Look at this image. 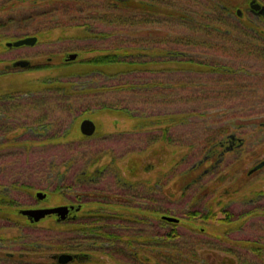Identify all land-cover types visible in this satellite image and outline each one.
I'll return each instance as SVG.
<instances>
[{"label":"trees","instance_id":"16d2710c","mask_svg":"<svg viewBox=\"0 0 264 264\" xmlns=\"http://www.w3.org/2000/svg\"><path fill=\"white\" fill-rule=\"evenodd\" d=\"M207 1L205 9L197 12L189 8L187 10L182 9L174 0H1L0 19L6 18L7 23H15L18 19L22 22L28 21L29 30H31L28 35L38 38L37 45L57 41L75 43L76 51L74 53H77L78 57L76 61H67V53L63 54L58 64L57 61H54L55 53H50L51 56L41 58L39 64L33 66L31 64L28 69H45L51 74L29 89L20 88L13 91L9 90L7 93H0V136L12 129L7 130L10 128L8 126L10 120L8 119L13 118L8 115L10 110L15 108L22 111L29 105L38 119L35 126L28 129V132L32 133L33 131L35 134H40L39 137L42 138L43 134H47V131L55 126L54 133L50 135V140L53 143L55 142L58 146H65L67 139L70 137L75 139L76 136H79L77 141L73 142H77L75 146H81L80 142L90 139V137L82 136L78 129L77 122L81 120L82 115L75 106L80 96L99 90L103 92L131 90L129 92L134 93L158 91L161 88H165L164 90L176 88L177 92L180 87H185L188 84L187 78L181 76L176 80L166 77V74L169 73L173 75L190 73L213 75L215 87L224 86L225 91L230 93V96L238 97L235 92L236 89L241 95L242 91L252 86L247 84L248 82L243 83V79L238 77L239 73L249 71L244 63L242 65L232 63L231 65L195 51H203L206 48L209 51L213 49L224 51V49L230 48L229 50H233L235 53L236 60L243 59L244 56H255L264 62V39L258 36L260 34L264 36V31L253 22L243 20L239 23L235 22L232 15L235 13L236 7L232 3L227 4L228 2L224 0ZM222 6L227 9H223ZM110 9L113 11V14H110L113 16L112 19L106 15L109 14ZM40 16L44 19H40ZM183 22L187 24V31L176 30L172 24L184 25ZM2 23L3 21L0 22V26ZM109 23L113 24L112 31H106V27L102 26V24ZM118 26L124 31V36L128 37L124 44L112 45L110 43L102 48L93 42L79 43L84 39H91L90 41H92L94 37L108 38L105 35L112 36ZM224 26L229 30L224 29ZM142 32H145L146 39L140 38L141 36L138 37ZM131 36H135V38H131ZM4 37L0 34V49L7 50L9 47H6L3 41L11 40L7 36V39ZM83 53L84 56H82ZM73 62L78 63L83 71L72 72L71 74L58 72L55 75L54 71L61 69V66H69ZM10 68L7 65L0 68V75L8 73ZM94 76L100 79L94 85L91 82L87 83V81L82 84L80 81L83 77L90 79ZM105 76L110 78L106 79ZM200 79L201 77H196L195 82H198L196 86L204 85L207 87V84L200 83ZM164 90H161V94L159 93L162 97H165ZM198 90L202 89L197 88ZM217 94L221 95L220 91ZM180 99L184 98L180 97ZM74 110H79V114L73 119L62 118L61 115L67 114V112L72 113ZM98 110L112 113L120 112L125 115L128 113L130 118L136 119L143 125L147 119H153V124H156L153 130L158 132L151 133V142L163 146L160 150L154 147L156 155L168 154L165 152V148L171 149L176 145L177 140L171 131L172 129L191 124L193 122L192 117L202 119L201 125H206L205 129L207 130V135L203 141L196 143L195 141L184 140L182 133L180 135L181 145L179 146H181V150L186 149L187 153L182 155L181 160H173L171 163L173 168L169 172L165 174L162 172L163 170L161 171V175L164 174L165 179L163 185L161 184V176L157 180V187L162 189L175 178L179 179L180 189L185 190V192L197 186L200 190L202 189L200 200H206L207 196V190H204L202 180L205 175L214 173L216 168L221 165L222 162L217 165L220 149L223 148V144L224 146L227 144L229 135L232 133L235 135V130L241 128V121H249L252 127H262L261 130L264 131V121L259 123L260 120L264 119L262 115L245 114L243 118H227L225 116L229 115V109L218 104L202 109L181 108L178 112H171L170 114L138 118L131 115L133 112L130 110L129 101H122L117 105L107 102L99 106ZM224 112L223 115L225 116H222L221 114ZM213 115H221V117L216 121L214 120L212 124H207L204 117ZM19 140L22 139L9 143L0 139V161L1 157H4L1 155L3 148L11 144L21 146L28 142L25 140L22 141L23 143L17 142ZM153 146H148L146 150L148 151ZM71 149L75 150L76 148ZM204 150V157L196 160L195 156ZM240 150L241 148H236V151L233 152H237V156H239L238 151ZM102 155L100 154L97 159L91 160L93 163L88 166L91 167L95 162H98ZM174 155L173 152L171 156L176 158ZM224 159L223 161H225ZM75 160L74 154L66 160L60 157L61 163H68V165ZM164 160L160 159V163H163ZM207 162L212 164L209 168H205L202 174L206 170L207 172L204 175L199 174ZM130 164L136 165V167L139 165L134 160H131ZM181 166H183V170H181ZM107 167L109 166L98 167L92 173L88 171V168H82L77 174L76 180H67L64 184L56 185L52 194L62 195L64 199L68 197L76 201L78 204L72 201L70 205H75V210L78 212L68 217L65 222L49 224L45 238L38 233L30 238L27 234L24 236L21 234L22 238L17 235L9 238L4 232L5 228L24 224L21 218L11 216L17 211L24 217L20 212L23 210V206H21L22 203L19 204L13 199V195L10 196L5 192L0 194V262L4 260L13 262L15 260V257L1 254L6 247L10 246L7 243L12 241L15 244L11 246L20 245L17 249L19 252L27 249L31 252H42L48 249L56 253L86 252L88 254L85 255L93 256L91 264L92 262L106 264V262H100L97 257L102 255L112 261L119 262L118 264H192V261L197 264L200 258L195 246L201 239L196 232L199 226L195 223L198 219L203 221L215 219L218 214L212 206L205 204L203 207L197 206L186 212L178 211L175 213L164 206H146L141 204L142 201L148 199L153 203L162 200L158 196L163 193L164 189L157 191L155 188L156 193L153 191L152 196H145L133 187L137 184L132 183L128 184L126 193L120 191L118 196L106 195L107 189L101 187L97 190L99 193L92 192L89 194L91 191H82L77 194V197H70L69 192H72L75 186L88 190L86 183L101 181L105 177L104 174L109 172ZM136 173L137 168L132 174L137 176ZM91 175L94 179L91 178ZM115 176L116 179L121 177L119 172ZM123 181L122 185L125 184V179ZM147 184L150 185L151 182L149 181ZM174 184L178 185V182ZM21 187L30 192V197L34 195V190L30 185L24 184ZM259 211L264 216V206H256L254 210L239 215L231 211H224L227 214L226 217L219 218V220L229 224L241 217L257 216ZM165 215L177 217L179 221L169 222L164 218ZM189 229L193 234L192 237L197 239L192 246L189 245L188 241ZM262 240L256 238L236 241L245 242L249 250L262 258L264 257V241ZM46 243L48 247L45 249ZM22 258L23 254L18 256L20 261ZM204 259V264H208L206 258ZM52 260L35 264H55ZM263 263L264 260L261 264Z\"/></svg>","mask_w":264,"mask_h":264},{"label":"rangeland","instance_id":"374dc122","mask_svg":"<svg viewBox=\"0 0 264 264\" xmlns=\"http://www.w3.org/2000/svg\"><path fill=\"white\" fill-rule=\"evenodd\" d=\"M224 1L228 2L227 4L232 3V5H235V13L232 15L235 22L239 23L242 20L245 22L251 21V23H255L264 31V19L256 18L253 13L250 12L249 4L251 0ZM258 1L264 4V0ZM174 2L178 3L182 9L187 10L189 8L198 12V10L205 9L208 1L174 0ZM238 10H242L243 12V17H241V19L237 17L236 12ZM108 13L109 14L106 15L110 16L112 19L113 16L110 14H113V11L110 9ZM40 17V19H44V17ZM5 19H0V22L3 21L0 26V34L4 35L5 39L8 38L13 41L17 38H23L31 32V30H29L30 25L28 21L22 22V20L18 19L15 23H7ZM172 24L176 30L187 31V24L184 22V25ZM102 26L106 27V31L113 30V24H102ZM116 28L112 36L109 37L105 35V37L108 38L102 39L94 37L92 41H90L91 39H84L82 42L79 41V43L88 44L93 42V44L102 48L110 43L112 45L124 44L125 39L128 37L124 36V31L120 26ZM225 28L229 30L226 26H224V29ZM135 36H131V38H135ZM258 36L264 39V36L261 34ZM138 37H144L146 39L147 36L145 32H142ZM3 42H5L4 44L6 45L7 42ZM229 49L230 48H226L224 51L213 49L209 51L208 48H206L203 51L196 50L195 52L207 54L209 58H216L231 65L232 63L241 65L244 63V66L247 67L249 71L239 73L238 77L243 79V83L248 82L247 84H251L252 86L242 91L241 95L239 94V90L236 89L235 92L238 97L230 96V93L225 91L226 88L224 86L221 88L215 87V80L212 79L214 77L213 75L197 73L179 75H173L171 73L166 74V77H171L175 80L178 79L179 76L187 78L188 84L185 87H180L177 92L176 88L172 90H164L165 88H161L158 91L150 90L148 92L138 91L134 93L129 92L131 90L108 92L99 90L94 93H85V95L83 94V96H80L76 101L75 108L80 111L74 110L72 113L67 112V114L64 113L61 115L62 118L71 120L81 112L82 118L77 122L78 129H80L81 121L85 118L92 119L97 123L96 135L80 142L81 146H75L77 142H73L78 139L79 136H76L75 139L71 137L67 139L65 146H58L55 142L53 143L50 140V135L54 133L56 129L55 126H53L51 130H48L47 134H43L42 138L39 137L40 134H35L33 131L32 133L28 132V129L35 126L37 123L36 120L38 119L32 107L28 105L22 109V111L12 108L8 115L13 118L8 119L10 120L8 124L10 128L7 130L12 129L10 131L6 130L7 132H4L3 135L0 136V139L6 140V142L9 143L15 142L17 139H22L17 142H22L23 140L28 142L27 144L22 142L23 144L21 146L11 144L2 149L1 155L4 157H1L0 161V194L5 192L10 196L13 195L14 200L19 204L22 203L21 206H23V210L25 208L36 209L68 205L72 201L76 203V201L68 197L64 199L62 195L52 194V192L55 191L56 185L64 184L67 180H76L77 174L82 168H88V171L92 173L98 167L102 168L107 165L109 166L107 167L109 172L107 171L108 173L104 174L105 177H103L101 181L86 183L88 190H83V188L75 186L73 191L69 192L70 197H77V194L82 191H91L89 194L92 192L99 193L97 190L101 187L107 189L106 195L118 196V192L120 191L126 193L128 184L132 183L137 184L133 187L137 188L139 193L145 196H152L155 188H157V191L164 189L163 193H160V196H158V198L162 200L153 203L148 199L142 201L141 204L146 206H164L166 209L172 210L175 213L178 211L186 212L194 207H203L207 204L208 206H212L218 216L215 219L207 221L198 219L195 223L199 226L196 232H198L200 235L199 239H201L197 246H195L198 249L200 258L197 264H204V258H206L208 264H261L264 257H258L256 253L246 247L247 244L245 242L239 243L236 240L259 238L264 241L263 213L259 211V215L257 216L250 215L241 217L229 224L220 222L221 220H219V218L226 217L227 214L224 213V211H231L239 215L240 213L254 210L256 206H264V166L253 174H249L252 168L264 161V131L261 130L262 127L257 126L254 128L249 121H241V128L235 130L236 137L242 139L244 143L243 147H241L242 150L239 151V156H237V152L226 153L225 161H222L215 172L205 175L202 183L204 185V190H207V196L205 198L206 200H200V191L202 189L200 190L197 186L185 192V190L180 189L181 184L179 179L175 178L168 182L166 187L162 189L161 187H157V180L161 176V184L163 185L165 179L164 174L161 175V171L163 170L162 172H165V174L169 172L173 168L171 164L173 160L177 159L179 161L182 159V155L187 153L186 149L181 150V146H179L181 145L180 135L182 133L184 134V140L190 142L195 141L196 143L203 141L207 135V130L205 129L206 125H201L202 119L192 117L193 122L191 124L185 125L182 128L177 126L175 129H172L171 131H173L177 140L176 145L171 149L165 148V152H168V154L156 155L154 150H160L163 146L159 143L151 142V133L158 132L153 130L156 127V124H153V119H147L143 125L136 119L130 118V116L127 115L128 113L125 115L120 112L112 113L98 110L99 106L107 102L117 105L122 101H129L130 110L133 112L131 115L138 118L148 117L149 115L151 117L160 114H170L171 112H178L181 108L202 109L206 106L218 104L229 109V115H223L225 112L221 114L227 118H243L245 114L252 116L260 114L264 117V62L255 58V56H244L243 59L236 60L235 53L233 50ZM75 51V43H65L64 41H57L50 44L39 43V45L9 48L7 50L0 49V68L6 65H10L11 67L8 73L0 75V93H7L9 90L13 91L20 88L29 89L41 81V79L51 74L50 71L45 69L31 70L22 67L18 68L14 66V62L23 59L31 62L33 66L34 64H39L41 58H48L50 53H55L54 61H57L59 64L63 54L67 53L68 57V54ZM82 56H84V53ZM76 60L77 58L72 61ZM82 69L83 68L80 67L78 63L73 62L69 66H61V69L54 72L55 75H57L58 72L71 74L72 72H82ZM196 77H201L200 83L203 82V84H207L208 86L205 87L201 85L197 87L196 84H198V82H195ZM105 78L109 79L110 77L105 76ZM80 81L82 84L87 81V83L91 82L94 85V83L99 82L100 79L96 76L90 79L83 77ZM197 88L202 90H198V92ZM161 90H164L165 97L159 95V93L161 94ZM219 91L221 95L217 94ZM180 97L184 99H180ZM221 115H213L211 117L205 116L204 118L207 124H212L214 120L216 121ZM262 121H264V119L260 120L259 123ZM43 140H45V142H43ZM150 145L155 146L147 151L146 148ZM226 145H228V142ZM71 148L76 149L74 150ZM220 150L223 151V148ZM172 151L176 158L171 156L173 154ZM204 153L205 150L199 152L195 156V159H202ZM72 154L76 157L75 162H70V165H68V163H61L60 157L66 160ZM100 154L105 155H102L101 159L95 162L91 167L88 166L93 163L91 160L97 159ZM26 158L29 159V161H27ZM160 159L165 160L163 163H160ZM131 160H134L135 163L138 162L139 165L137 167L136 165L132 166L130 164ZM211 164L212 163L207 162L205 167H203L204 169L202 168L201 171H199V174H202L205 168H209ZM135 168H137V176L132 174ZM181 170H183V166H181ZM118 172L121 177L116 179L115 175ZM92 177L91 175V178ZM92 179H94V177ZM123 179H125L124 185H122L124 183ZM149 181L151 182L150 185L147 184ZM175 182H178V185L174 184ZM24 184L30 185L33 188L34 195L32 197H30L29 191L21 187ZM39 191L46 194L44 200H39L37 198V192ZM11 216L13 218H21L24 224L22 226L16 225L15 227L12 226V228H5L4 232L9 238L13 235L22 238L25 234L30 238L37 233L45 238L49 224L62 223L61 221H56L55 216H48L46 219L36 223L30 222L26 216H21L17 211L13 215L11 214ZM21 234L23 236H21ZM187 235L189 236V245H194L197 239L192 237L193 234L190 229ZM12 244L15 243L9 241L7 245L10 246L6 247L1 254L15 257V260H13V262H6L9 260H4L0 263L35 264L38 262L46 263L47 260L51 261L53 259L52 262L58 264L57 258L55 257L61 252L56 253L49 249L42 252H31L29 249L19 252L17 249H19L20 245L16 244L11 246ZM47 247L48 244L46 243L45 249ZM70 253L77 255L88 254L86 252ZM22 254L23 258L22 261H20L18 256ZM92 257L93 256H88L87 260L84 259L81 261L75 259L68 264H91L90 262L93 260ZM97 257L100 262H106V264L119 263L103 255ZM92 264L96 263L92 262ZM192 264H196V262L192 261Z\"/></svg>","mask_w":264,"mask_h":264},{"label":"water","instance_id":"95a60500","mask_svg":"<svg viewBox=\"0 0 264 264\" xmlns=\"http://www.w3.org/2000/svg\"><path fill=\"white\" fill-rule=\"evenodd\" d=\"M251 7L257 11L260 12L261 15L264 16V7L261 6L259 3L256 2V0H253L251 2ZM240 13V11H239ZM38 38L36 36L28 35L27 37L24 38H19L15 41H7L6 46L12 47V48H18V47H23V46H34L38 43ZM78 56L77 53H71L68 55L66 58L67 61H72L76 59ZM31 65V62H28L27 60L20 59L17 62H14L15 67H22V68H28ZM80 130L82 135H87V136H92L94 135L97 127V123H94L92 119L85 118L83 121L80 123ZM231 138H235V135H231ZM264 165V162L259 163L257 166H255L253 171L259 170L258 168L262 167ZM37 198L39 199H45L46 194L44 192H38L37 193ZM75 207L74 205H58L57 207H46V208H25V210H21L20 212L24 215L27 216L28 220L32 223H36L40 220H43L47 218V216L51 215H56L59 217V219H65L68 214L74 210ZM79 207L77 208V210ZM166 220L169 222H178L179 219L177 217L173 216H164ZM57 258V263L58 264H68L72 262L75 259H78L79 261L87 259L88 257L84 254H73V253H60Z\"/></svg>","mask_w":264,"mask_h":264},{"label":"flooded vegetation","instance_id":"af4514ba","mask_svg":"<svg viewBox=\"0 0 264 264\" xmlns=\"http://www.w3.org/2000/svg\"><path fill=\"white\" fill-rule=\"evenodd\" d=\"M253 0H251V2H252ZM251 2H250V4H249V9H250V12H252L253 13V15L256 17V18H260V19H264V16L263 15H261L260 14V12L259 11H257V10H255V9H253L252 7H251ZM256 2L257 3H259L261 6H263L264 7V4H263V2L261 3V2H259L258 0H256ZM223 7V9H227L225 6H222ZM237 13V17L239 18V19H241V17H243V12H242V10L240 11V13H239V10L236 12ZM251 22V21H250ZM8 67H10V65L8 66ZM95 123V122H94ZM80 130V129H79ZM96 132H97V127H96V131H95V133H94V135H96ZM80 133H81V130H80ZM82 134V133H81ZM94 135H92V136H94ZM232 135V134H231ZM231 135H229V140H228V145H226V146H224V144L222 145L223 146V151H220V154L218 155L219 156V159H218V163H217V165H219V163L220 162H222L223 161V159H224V157H225V155H226V153L227 152H233V151H236V148H241V147H243V140L242 139H240V138H237L236 137V135H235V138H231ZM87 136V135H86ZM92 136H88V137H92ZM242 150V149H241ZM239 152V151H238ZM233 153H235V152H233ZM264 162V161H263ZM264 166V165H263ZM262 166V167H263ZM261 168V167H260ZM259 169V168H258ZM252 170H250L249 171V174H252V173H254V172H256V171H253V172H251ZM258 171V170H257ZM207 172V170L205 171V173ZM204 173V174H205ZM204 174H202V175H204ZM40 192V191H39ZM38 193V192H37ZM39 199V198H38ZM39 200H41V199H39ZM42 200H44V199H42ZM75 209H76V207H75ZM72 210L69 214H68V216L65 218V219H59V217L58 216H56V215H51V216H55L56 217V221H61V222H65L67 219H68V217H70L72 214H74V213H76V212H78V211H76V210ZM27 217V216H26ZM48 217V216H47ZM46 219V218H45ZM87 260V259H86ZM74 261V260H73Z\"/></svg>","mask_w":264,"mask_h":264}]
</instances>
